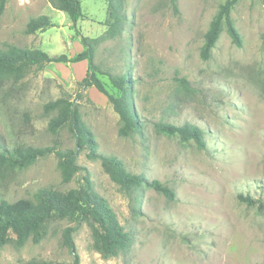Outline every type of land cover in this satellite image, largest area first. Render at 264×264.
<instances>
[{"label":"rangeland","instance_id":"1","mask_svg":"<svg viewBox=\"0 0 264 264\" xmlns=\"http://www.w3.org/2000/svg\"><path fill=\"white\" fill-rule=\"evenodd\" d=\"M227 0H80L83 17L75 28L47 0H9L0 17V50L13 45L68 56L94 44L93 64L100 73L127 75L140 130L120 136L118 115L96 88L78 102L97 151L120 159L131 174L157 180L174 199L143 186L127 195L103 172L98 159L79 152L83 169L61 181L57 159L50 155L25 169L0 170V199H32L42 188L61 192L79 188L88 176L94 190L115 212L132 237L125 253L104 258L94 247L87 222L64 219L48 224L38 244L12 242L0 248V264L31 260L72 264L62 231L72 234L79 264H264V0H238L230 17L241 37L236 47L222 26L208 60L200 57L204 34ZM111 3L120 6L118 21ZM48 16L54 27L44 39L24 33L30 18ZM116 23L111 36L105 33ZM46 39V40H45ZM52 64L32 68L19 81L0 84V146L75 149L65 128L48 132L54 114L43 105L61 97L74 100L81 67ZM74 74H71L70 71ZM105 90L121 92L96 73ZM185 79L189 92L177 81ZM106 90V91H107ZM102 102V103H101ZM104 102V103H103ZM158 122L189 123L203 133L205 147L181 143L177 136L157 135ZM242 194L254 200L247 205Z\"/></svg>","mask_w":264,"mask_h":264},{"label":"trees","instance_id":"2","mask_svg":"<svg viewBox=\"0 0 264 264\" xmlns=\"http://www.w3.org/2000/svg\"><path fill=\"white\" fill-rule=\"evenodd\" d=\"M8 1L0 0V17ZM237 1L227 0L219 7L217 14L210 22L209 28L204 34L203 45L200 48L202 60L210 58L222 26H225L232 43L236 47L241 46L240 34L230 17L232 7ZM47 2L53 9L65 13L70 18L73 23L71 28H75L78 20L83 17L80 0H47ZM111 6L115 22H119L117 11L120 6H114L112 3ZM51 27H54V24L50 18L40 15L28 20L24 33L32 35ZM116 27V23L109 26L105 37L111 36L114 30H117ZM75 35L84 46V51L72 58L63 54L51 57L39 49L20 48L13 45L7 46L5 50H0V84L8 80L19 81L32 68L41 71L50 63H77L83 60L88 62L85 77L76 83L78 89L74 100L61 97L43 105L45 114H54L48 122V132L57 135L66 128L75 141V149H61L54 145L42 148L17 147L10 150L0 146V170L25 169L38 159L53 155L57 159L61 181L68 183L78 172L83 170L78 165L77 158L80 151L88 149V157L98 159L101 162L103 172L127 195H131L135 190L146 186L169 200H173L174 192L159 181L149 182L142 175L131 174L120 159L98 153L94 137L83 122L79 111L78 102L87 89L94 87L106 96L107 102L119 117L121 126L118 134L120 136L127 137L140 130L141 126L132 100V85L127 75L114 76L100 73L93 64L94 44L98 43L100 39L85 38L78 32ZM96 73L108 76L112 86L121 92V96L114 97L109 94ZM177 81L185 91L191 90L185 79H177ZM154 131L157 135L177 136L183 144L193 141L198 148L205 147L202 131L189 123L175 126L170 123L158 122L154 125ZM83 181V185L79 188L70 189L66 192L42 188L33 194L32 199H21L13 203L0 199V248L9 242H12L16 247H22L28 240L38 244L47 235V227L50 222L67 219L76 222L77 225L82 222H87L90 225L94 247L102 257L113 258L129 250L132 245L131 235L124 230L106 200L94 190L87 175L84 176ZM238 199L247 205L254 204V200L249 196L240 194ZM75 230L76 227L65 228L62 231V243L73 256L72 264H79V257L72 239ZM18 264L59 263L31 260Z\"/></svg>","mask_w":264,"mask_h":264},{"label":"crops","instance_id":"3","mask_svg":"<svg viewBox=\"0 0 264 264\" xmlns=\"http://www.w3.org/2000/svg\"><path fill=\"white\" fill-rule=\"evenodd\" d=\"M49 29V28H48ZM47 30V29H46ZM45 30V31H46ZM45 31H38V32H36L35 34H32V35H34V36H37V37H39V38H42L43 36H42V34H43V32H45ZM42 39H44V37L42 38ZM46 40V39H45ZM83 51V48L81 47L80 48V50L76 53V54H79V53H81ZM48 54V53H47ZM49 55V54H48ZM62 55V54H61ZM64 55V54H63ZM49 56H51V55H49ZM59 56V55H58ZM76 56V55H75ZM51 57H54V55L53 56H51ZM72 57H74V55H72V56H68V58H72ZM78 64H77V66L76 67H81V69H79V71H78V73L75 75L73 72H72V66H73V64H76V63H57V64H63V65H65V64H70L71 65V71H70V73L71 74H74V76L77 78V80L78 81H81L84 77H85V75H86V72H87V69H88V62L86 61V60H83V61H80V62H77ZM52 64H55V63H50V64H47L45 67H48V66H50V65H52ZM44 67V68H45ZM100 80V79H99ZM92 88H94V87H91V88H89V89H87L88 90V92H89V95H90V91H92ZM107 90V89H106ZM107 92L109 93V94H111V95H113L114 97H119V93H118V95L116 96L115 94H113L112 92H110V91H108L107 90ZM103 100H104V102H106L107 101V98L106 97H103ZM103 102V103H104ZM102 103V102H101Z\"/></svg>","mask_w":264,"mask_h":264}]
</instances>
